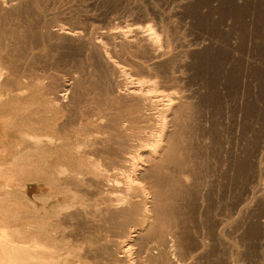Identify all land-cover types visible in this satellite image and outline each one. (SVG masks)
<instances>
[{"label":"rangeland","instance_id":"rangeland-1","mask_svg":"<svg viewBox=\"0 0 264 264\" xmlns=\"http://www.w3.org/2000/svg\"><path fill=\"white\" fill-rule=\"evenodd\" d=\"M0 264H264V0H0Z\"/></svg>","mask_w":264,"mask_h":264},{"label":"bare ground","instance_id":"bare-ground-1","mask_svg":"<svg viewBox=\"0 0 264 264\" xmlns=\"http://www.w3.org/2000/svg\"><path fill=\"white\" fill-rule=\"evenodd\" d=\"M65 170V169H64Z\"/></svg>","mask_w":264,"mask_h":264}]
</instances>
